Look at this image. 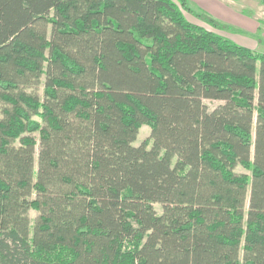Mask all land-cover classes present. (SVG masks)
<instances>
[{"label": "trees", "instance_id": "trees-1", "mask_svg": "<svg viewBox=\"0 0 264 264\" xmlns=\"http://www.w3.org/2000/svg\"><path fill=\"white\" fill-rule=\"evenodd\" d=\"M186 13L0 0V264H264V54Z\"/></svg>", "mask_w": 264, "mask_h": 264}, {"label": "rangeland", "instance_id": "rangeland-1", "mask_svg": "<svg viewBox=\"0 0 264 264\" xmlns=\"http://www.w3.org/2000/svg\"><path fill=\"white\" fill-rule=\"evenodd\" d=\"M197 1L202 2L203 0H188V4L195 12H199L198 14L202 13L212 17L217 24L213 26L210 22L196 17V15L186 13L187 20L225 36L236 44L248 47L256 53L264 54V0H204L201 4ZM38 93H41V89L38 90ZM204 102L209 108L219 103L212 100H205ZM144 141L148 143L149 147L151 144L150 128L146 125L139 129L133 144L136 146ZM235 171L248 174V171L240 166L236 167ZM154 209L157 213L161 212L159 204H154ZM38 214L34 210L28 211L31 225H33Z\"/></svg>", "mask_w": 264, "mask_h": 264}, {"label": "crops", "instance_id": "crops-1", "mask_svg": "<svg viewBox=\"0 0 264 264\" xmlns=\"http://www.w3.org/2000/svg\"><path fill=\"white\" fill-rule=\"evenodd\" d=\"M204 1V0H203ZM203 1L202 2H199V1H197V3H199V4H201V3H203ZM205 3V2H204ZM219 6V5H218Z\"/></svg>", "mask_w": 264, "mask_h": 264}]
</instances>
